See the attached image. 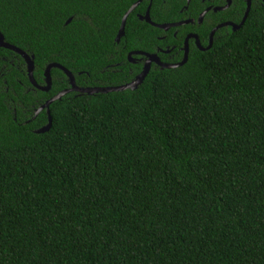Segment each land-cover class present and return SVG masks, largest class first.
Segmentation results:
<instances>
[{"label": "trees", "instance_id": "trees-1", "mask_svg": "<svg viewBox=\"0 0 264 264\" xmlns=\"http://www.w3.org/2000/svg\"><path fill=\"white\" fill-rule=\"evenodd\" d=\"M138 1L0 0V33L40 86L57 63L80 88L117 87L143 71L128 53L178 64L189 34L207 49L247 9L232 0L198 24L227 0H141L116 42ZM149 6L155 24H195L166 32L140 19ZM189 47L134 91L67 94L41 134L36 111L70 81L53 69L36 89L0 48V264H264V2Z\"/></svg>", "mask_w": 264, "mask_h": 264}, {"label": "water", "instance_id": "water-1", "mask_svg": "<svg viewBox=\"0 0 264 264\" xmlns=\"http://www.w3.org/2000/svg\"><path fill=\"white\" fill-rule=\"evenodd\" d=\"M262 1L264 2V0H262ZM141 2L142 1L140 0L137 3H135L128 10V12L125 14V16H124V18L122 20L120 31H119L118 36L116 38V42L119 43L121 38L124 36L127 19L130 16V14L137 9V7L141 4ZM190 2H191V0H188V4H190ZM251 7H252V0H247V9H246V12H245L244 19L242 20L240 25H236V24H233V23H225V24L219 25L217 28H215L211 32L210 45L208 46L207 49H203L202 48L198 35H196V34L188 35V37L186 38V41H185V46H184V51H185L184 59H183L182 62H180L178 64H166V63H163V62L160 61V58H159V56L157 54H147V53H144V52H137L139 55H144L147 58L142 73L139 76H137V78L133 82H131V83L127 84V85L117 86V87L80 88L76 84V79H75V76L73 75V73L70 72L65 67H63L62 65L57 64V63L50 64L47 67V69L45 71L46 86H40V85H38V83L36 82V80L34 78V70H35L34 57L29 56L26 52H24L20 48H17L15 46H12V45L8 44L5 41V38L2 35V33H0V48H4V49H7V50H10V51L20 55L25 60L26 65H27V72H28L29 80H30L32 86L35 87L36 89H39V90L44 91V92H49L51 90V88H52V75H51V72H52L53 69L62 70L65 73V75L68 77L69 81H70V84H71V88L70 89H67V90L61 92L60 94H58L57 96H55L54 98L49 100L46 104H44L42 107H40L36 111L35 117L38 116L45 109L47 110V113H48V116H49V124L37 132L38 134H41V133H45V132L49 131L51 129V127H52V118H51V112H50L51 105L54 104L57 101H60L67 94L76 92V93H79V94H88L90 96H93L95 94H108V93H112V92H121V91H125V90L134 91V90H136L139 87V85H141L144 82L145 78L147 77V75L149 74V72L151 70V67H152L153 63L157 64L162 69H173V68H178V67L183 66L188 61L189 51H190L189 41L191 39L196 41V44H197V46H198V48L200 50H202V51L209 50L212 47L215 33L219 29H221L223 27H226V26H231L234 31H237L238 29H240L244 25L248 15H249V13L251 11ZM150 9H151V6L148 7L145 16H141L140 19L142 21H146L147 23L151 24L152 26L157 27V28H159L161 30H164L166 32L169 31L171 28H176V27H180V26H184V25H188V24H195V21L193 19H191V20H185V21H182V22H179V23L158 25V24H155V23L152 22V19H151V16H150ZM211 10H212V8H207L200 15L199 20H198V24H202L203 23L206 14L209 11H211ZM222 10H223V8H215L214 12H218V11H222ZM70 22H71V19L68 21V23H70Z\"/></svg>", "mask_w": 264, "mask_h": 264}, {"label": "flooded vegetation", "instance_id": "flooded-vegetation-1", "mask_svg": "<svg viewBox=\"0 0 264 264\" xmlns=\"http://www.w3.org/2000/svg\"><path fill=\"white\" fill-rule=\"evenodd\" d=\"M203 2H205V0H202ZM209 1H211V0H209ZM262 1V0H261ZM231 4H232V0H227V4L224 6V7H214V8H212V10H213V12H214V9L215 8H223V10L222 11H225V10H227V9H229V7L231 6ZM222 11H218V12H222ZM217 13V12H216ZM244 19V18H243ZM228 23H232V22H228ZM225 24V23H224ZM233 24H235V23H233ZM237 25V24H236ZM231 27V26H230ZM190 35V34H189ZM191 41V40H190ZM189 41V42H190ZM166 53H170L169 51H167ZM127 60H128V62L130 63V64H138V63H143V65L145 66V63H146V60H147V58H146V56H144V55H139L137 52H130V53H128V55H127ZM161 61V60H160ZM162 62V61H161ZM121 64H117V65H114L113 67H115V68H120L121 66H120ZM153 65H157V64H155V63H153L152 64V67H153ZM158 66V65H157ZM151 67V68H152ZM144 68V67H143ZM121 71V70H120ZM130 71H131V73L127 76V75H125V77H129V76H131V74L133 73L132 72V69H130ZM122 73H124V70H122L121 71V74ZM136 78H137V76H136ZM135 78V79H136ZM135 79H132L133 81L135 80ZM131 80V82H133ZM130 82V83H131ZM127 85V84H126Z\"/></svg>", "mask_w": 264, "mask_h": 264}]
</instances>
